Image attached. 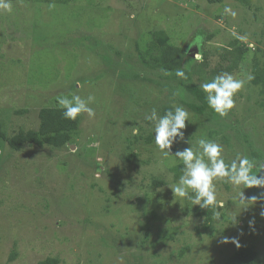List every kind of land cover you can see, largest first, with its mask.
I'll return each instance as SVG.
<instances>
[{
    "label": "rangeland",
    "instance_id": "374dc122",
    "mask_svg": "<svg viewBox=\"0 0 264 264\" xmlns=\"http://www.w3.org/2000/svg\"><path fill=\"white\" fill-rule=\"evenodd\" d=\"M241 2L33 5L13 0L11 12L0 11V124L6 136L36 130L39 111L59 107L55 98L61 94L95 97L90 105L95 116L83 114L69 150L24 147L14 152L0 138V264H37L54 257L61 264H226L241 247H252L264 264V194L226 178L214 181L223 207L217 209L220 219L214 215L204 226L201 219L185 216L184 202L176 201L169 187L157 192L154 203L140 190L152 178L169 186L174 182L168 168L175 157L157 148L145 115L152 108L160 114L163 106L186 108L184 102H196L184 90L190 82L163 80L159 70L141 63L138 50H146L150 34L161 30L192 59L198 51H214L231 37H243L257 50L255 61L264 72V0ZM226 7L237 15L226 14ZM251 60L233 74L245 85L226 117L209 107L202 116L186 108L185 140L193 148L202 137L220 143L226 163L238 156L254 160L253 153L264 159V96L247 79L255 71ZM209 61L212 68L218 58ZM113 71L132 80L117 78ZM134 127L139 135H133ZM149 136L152 142L146 143ZM129 142L136 157L127 163ZM189 145L174 143L171 151ZM241 191L247 204L238 200ZM46 201L51 204L47 210ZM223 237L236 238L240 247L222 243Z\"/></svg>",
    "mask_w": 264,
    "mask_h": 264
},
{
    "label": "trees",
    "instance_id": "16d2710c",
    "mask_svg": "<svg viewBox=\"0 0 264 264\" xmlns=\"http://www.w3.org/2000/svg\"><path fill=\"white\" fill-rule=\"evenodd\" d=\"M13 0H11L12 2ZM33 5L39 4H72L77 2L78 0H25ZM210 5H221L224 0H203ZM248 0H242L241 5L247 6ZM227 23V22H226ZM199 29H197L198 31ZM240 33V32H239ZM213 35L209 34L207 36L208 40H210ZM146 50L139 51L138 57L141 63L151 69V70H159L164 76L163 80L170 81L174 83L187 81L190 82L188 86H185L184 90L188 95L192 96L196 102V104L186 103L184 105L191 112H193L196 116H202L206 114L208 110V104L206 102L205 96L206 94L201 90L199 85L192 83L196 78V83L201 84L202 82L211 80L214 76L228 72L232 75L237 70H241V67L245 65L249 59H252L251 62L254 63V75L253 79L249 80V84L255 87H259L260 91L258 92L260 96H264V72L259 70L258 63L255 61L257 50H251L246 43L243 42L242 38L231 37L229 43L227 45L222 46L219 49H215L214 51H199V56L202 57L200 60L192 59L187 52L181 47L175 46L171 35L165 33L164 31H156L150 34L149 40L146 42ZM260 52V51H259ZM250 53H253L251 58L248 57ZM119 56L120 52H116ZM217 56L218 61L215 65L210 68L211 57ZM177 69H181L185 72L186 79L178 78L175 75ZM113 73H115L113 71ZM118 74V72L116 71ZM117 76L119 78L123 75V79H131L128 75L121 73ZM135 81H139L140 78L138 75L133 76ZM193 80V81H192ZM134 81V82H135ZM136 83V82H135ZM153 83V82H152ZM133 91V90H132ZM132 95V94H131ZM129 95V97L131 96ZM172 107L167 105L163 106L159 111L160 115H163L164 112ZM62 108L59 107H47L43 108L38 113L39 124L36 130H28V131H19L15 135L6 136L2 131V124H0V138L3 143H5L10 150L14 152H20L24 147H35L38 149L49 148L51 150H62L63 148L69 150L70 146L75 143V138L78 136V127L83 118V114L78 116L75 120L65 119L62 115ZM21 113V112H17ZM208 115H212V112L208 113ZM151 123V122H149ZM218 133V132H216ZM152 136H149L146 143L152 142ZM135 141L138 139L137 137L133 138ZM226 137H223L225 140ZM132 143V142H131ZM127 147L129 149V154L125 158L126 162L129 163L131 159L136 157V154L133 153V150L130 148V144ZM132 145V144H131ZM172 154L175 152L171 151ZM254 160H257V163L264 161L263 157L259 153L252 154ZM173 158L174 156H170ZM170 160V159H169ZM171 167L168 168V171L173 174L174 182L172 185L178 180L181 175L182 162H180L177 158H174V163ZM62 165L61 167H63ZM260 171L259 168L253 169V173L256 174ZM258 175H264V171L258 173ZM111 177V175H109ZM130 182V181H129ZM144 183V180L141 181ZM118 184V183H117ZM170 184H167L164 180L160 178H152L149 183L144 186L141 185L143 189L144 195L147 198L153 197V203L155 200H159V196L157 192L162 190L165 187H168ZM121 187L122 185H117ZM122 188V187H121ZM252 191H255L259 194H264V187H251ZM182 200L184 202L183 207L185 208V216L191 215L193 220L201 219L203 221L204 226L208 225L214 215L215 208L209 206L208 209H203L199 205H192L191 202L179 198L176 201ZM180 202V201H179ZM51 206L50 202H45L44 208L45 210L49 209ZM154 208L156 204H151ZM106 213L108 210L104 209ZM149 229V228H148ZM168 231V230H166ZM170 231V230H169ZM149 231L146 232V238L149 236ZM167 237H164L165 240ZM173 235L169 237L172 239ZM188 250V249H185ZM15 257V252H12L10 255V260ZM226 264H262L261 259L258 257V253L251 248L241 247L238 251L233 253ZM37 264H61L59 258H47Z\"/></svg>",
    "mask_w": 264,
    "mask_h": 264
},
{
    "label": "clouds",
    "instance_id": "9594fccd",
    "mask_svg": "<svg viewBox=\"0 0 264 264\" xmlns=\"http://www.w3.org/2000/svg\"><path fill=\"white\" fill-rule=\"evenodd\" d=\"M11 10V0H0V11L11 12ZM224 11L232 17L237 15L228 7ZM196 59L200 60L202 57L197 55ZM175 75L178 78L186 79L185 72L181 69H177ZM247 79L251 80L253 77L249 75ZM244 85L245 80L237 79L231 73L223 72L211 80L202 82L199 86L206 94L205 99L208 107L220 117H226L235 106V95ZM55 100L62 108V115L65 119L75 120L85 113L90 118L95 116L94 108L90 106L95 102V97L91 94L82 97L75 92H70L57 96ZM188 117V110L177 105L166 110L163 115H160L156 108H152L150 114L145 115V120L152 122L154 142L163 155L174 156L182 162L181 175L172 186H168L174 196L185 199L192 205H199L203 209H208L209 206L214 207L216 209L215 217L219 220L220 211L217 209L223 205L217 201L214 181L226 178L234 186L264 187V175H258L264 171V161L257 163L247 156H238L230 163H226L222 155L223 146L206 137L199 138L196 141V147L193 148L189 145L188 140H185L183 131ZM139 134L140 129L134 127L133 135ZM180 142L188 144L189 147L177 150L172 154V145ZM255 168L260 169L256 174L253 173ZM238 200L242 204L248 202H245L242 191L238 194ZM255 200L256 197H252L249 201L254 202ZM261 215H264V212ZM221 242H231L236 247H240L239 241L234 237H223Z\"/></svg>",
    "mask_w": 264,
    "mask_h": 264
},
{
    "label": "water",
    "instance_id": "95a60500",
    "mask_svg": "<svg viewBox=\"0 0 264 264\" xmlns=\"http://www.w3.org/2000/svg\"><path fill=\"white\" fill-rule=\"evenodd\" d=\"M71 147H73V146H71Z\"/></svg>",
    "mask_w": 264,
    "mask_h": 264
}]
</instances>
